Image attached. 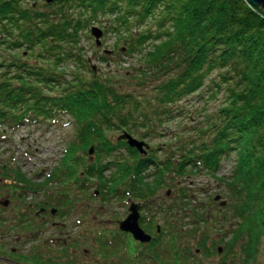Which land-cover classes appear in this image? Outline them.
I'll list each match as a JSON object with an SVG mask.
<instances>
[{
  "label": "trees",
  "instance_id": "trees-1",
  "mask_svg": "<svg viewBox=\"0 0 264 264\" xmlns=\"http://www.w3.org/2000/svg\"><path fill=\"white\" fill-rule=\"evenodd\" d=\"M23 2L0 0V45L13 50L24 48L29 57H35L37 63L40 60L42 65L47 62L48 67L26 64L22 58L24 51L21 57H14V75L6 78V73L0 74V125L50 122L65 115L72 122L74 137L67 142L62 156L48 170L41 184H29L19 167L0 166V178L23 184L8 186L9 194L23 207V211H15L12 216L18 227L31 230L30 236H35L37 227H24L27 216L23 214L34 208L39 215L41 209L47 211L49 207L57 209L59 217L68 216L81 202L74 190L88 199L86 191L94 186L96 191L90 196L97 193L106 202L131 198L140 201L145 209L165 186L176 188L177 180L204 173L223 188L222 194L228 199L225 207L218 204L217 217V223L228 224L225 232L228 238L224 234L212 243L210 250L208 236L202 235L193 252L188 245L190 237L201 224L216 223L215 217L205 209H193L187 190L177 187V206H160L159 209L165 215L172 214L173 209L178 213L190 212L191 219L186 225L190 230L175 228L170 221L167 222L168 232L164 226L157 233L156 226L160 225L149 219L143 228L153 233L151 243L134 244L131 252L123 239L125 236L117 229L94 227V253L101 256L102 262L111 264H153L150 258H159L161 264H201L194 260L196 251L209 257L218 255L221 248L224 256L230 257V263L223 264H254L260 249L264 248L262 11L251 7L247 0H57L46 4L45 12L27 7ZM75 7L79 9L76 17ZM107 15H115L122 28L133 18L139 24L150 19L157 25L156 31L148 28L138 34L123 53L129 57L138 55L140 64L128 79L135 87L148 85L149 93H153L148 99L128 92L126 80L95 75L93 68L89 70V79L60 80L63 74L58 70L60 64L81 62L82 31L99 22L98 16ZM147 44L151 46L148 49ZM99 59L105 61L108 57ZM205 88V98L215 99L221 95V105L206 119L196 137L179 141L181 147L175 149V153L163 160L151 152L142 156L125 141L117 140L123 132L136 134L141 139L147 137L152 126L145 107L155 106L158 114L172 118L170 107L191 96L203 99L199 91ZM50 91L55 94L49 95ZM141 130L145 132L139 134ZM118 131L120 135L112 140L111 136ZM90 147L94 148L92 156H89ZM232 154L234 161L229 174L218 177L222 159ZM52 184L59 190L50 191ZM29 193L41 194L43 200L26 204L22 198ZM185 217L183 214L181 220ZM0 229L3 262L81 264L76 259L68 260L71 256L68 244L60 248V257L52 256V259H43L39 252L23 255L5 251L2 242L11 230L1 223ZM163 237L169 251L173 250L167 262L158 253ZM136 247H141V253ZM108 255L114 256L115 261H106ZM60 259L67 260L60 262Z\"/></svg>",
  "mask_w": 264,
  "mask_h": 264
},
{
  "label": "rangeland",
  "instance_id": "rangeland-1",
  "mask_svg": "<svg viewBox=\"0 0 264 264\" xmlns=\"http://www.w3.org/2000/svg\"><path fill=\"white\" fill-rule=\"evenodd\" d=\"M23 4L27 7L33 6L35 9H39L41 12L47 11L45 8L46 3L44 0H24ZM75 16L78 15L79 9L74 8ZM99 22L91 24L88 29L82 31L80 39V47L82 48L81 62L78 64L75 61H69L62 63L58 66V70L62 71L61 81L74 80L76 77L89 79L91 75L89 70L98 76H113L124 83L126 89L130 93H134L135 97L139 93V96H143L144 99H148V95L151 97L153 93H149L148 85L135 87L133 83L128 79L135 74V70L139 66V57H129L124 55L125 48L129 46L130 41H135L138 34L143 33L144 30L150 28L152 31L157 30V25L150 19L146 20L143 24H139L134 18L129 20L128 26L122 28L118 25L115 19V15L98 16ZM96 27L103 32L100 38V46L97 47L95 39L90 34V28ZM128 27V28H127ZM118 29V31H115ZM150 45H146L148 49ZM123 49V50H120ZM21 49H7L5 46L0 45V74L6 73V78H11L15 73V67H13L14 57H21ZM28 51H24L22 56L24 62L28 65H36L41 67H48L47 62L42 63L38 60L36 62L35 57L31 58L28 55ZM34 55V53H33ZM107 56L108 59L102 61L99 59L101 56ZM11 65L10 67H8ZM206 88L199 91V95H202L203 99L195 98V96L188 97L173 107L169 108V112L172 113V118H167L165 115L158 114L157 107L152 108L145 107V112L151 118L150 125L152 126L151 132L147 137L141 139L138 135L131 134L139 141H143L149 146L147 154L149 152L152 155L163 160L168 155L175 153V149L181 147L179 141H188L196 137L198 131L203 127L208 117H212L214 112L219 108L222 102L221 95H218L215 99H206ZM55 94V91H50L49 95ZM141 100V97H137ZM0 125V166L13 169L19 167L20 171L25 174V178L29 181V184H41L43 178L53 166L56 165L57 160L62 156V151L66 147L67 142L74 137L73 125L68 116L62 115L56 117L54 121L50 122H26L23 125L8 126L9 124L1 123ZM145 131L141 130L139 134H143ZM121 131L113 133L112 140H115ZM179 154V152H178ZM176 157L178 155H175ZM93 160V158H89ZM234 154L229 158H223L221 161L220 171L217 176H226L229 174L233 167ZM178 186L166 188V186L159 192L156 200H151L149 206L140 210L139 224L143 228L149 219H152L156 224L161 227L165 226V231H169L167 228V222L172 221L174 227L182 228L183 231L190 230L189 225L191 219V213L185 211L176 212L173 209L172 214L165 215L160 211L159 207H172L177 206L179 200V194L177 187H182L187 190V196L190 198L191 207L195 210L205 209L215 217V222L209 221L207 224H201L200 229L190 237L188 245L192 247V251L196 249L195 244L202 240V235L208 236L207 246L212 248V243L217 242L221 237L226 234L229 229L228 224L217 223V217L219 215V205L214 202L213 199L217 195L221 196L222 200L228 201L227 197L223 195V188L208 175L199 173L196 176H188L184 179L177 180ZM15 184L18 187L23 184L14 183L12 179L0 178V203L5 200L9 201L7 207H3V216L0 214V220L2 226L10 228L11 231L4 236L5 251H13L14 253H21L23 255H29L32 252H39V255L43 259H52L53 257H60V248L63 244L69 245L70 255L68 260L76 259L81 264H111L102 262V258L96 252L93 251L95 242L93 228L101 227L104 230L113 231L117 229L118 221H122L128 214V207L130 202L140 203V201L132 200L131 198L124 201L111 200L106 202L101 199L97 194L93 197L90 196L95 192L94 186L90 187L86 191L85 196L83 193L74 192L75 197L81 200L74 211L68 216L59 217L49 220L48 214L45 216L36 217V208L27 213H23L27 218L25 219L24 227L29 228L35 226V236L32 237L31 230H25L18 227L17 221L13 220L12 216H15V211H23L22 203L15 202V197L9 194V185ZM50 191H58L57 185L52 184L49 186ZM169 189V195H166V191ZM24 201L26 204H36L43 200L41 194L29 193L25 196ZM216 203L213 205L212 203ZM17 206V207H16ZM18 213V212H17ZM164 214V215H163ZM185 214L183 220L182 216ZM43 217V218H41ZM46 218V219H45ZM27 219L30 220L27 221ZM53 223V224H52ZM11 225V226H10ZM64 226V228H62ZM3 229V227L1 228ZM0 232L2 233V230ZM33 229V228H29ZM85 229H87L85 231ZM144 229V228H143ZM4 230V229H3ZM165 232V233H166ZM115 234H118L114 231ZM153 236V233H150ZM107 236V235H106ZM120 235H117L119 237ZM165 236V235H164ZM228 238L229 235H225ZM93 238V239H92ZM73 239H75L73 241ZM129 245L131 252L134 251V244L129 236L123 238ZM165 237L162 238L159 245L160 250L158 253L164 261H168L172 256L173 250L169 251V246L165 244ZM177 246V244H176ZM221 247V245H220ZM73 248V249H72ZM74 250V251H72ZM141 247H136V251L141 253ZM62 251V250H61ZM84 251H86L84 253ZM148 251V250H146ZM104 252V249H103ZM191 254H194V253ZM195 261H199L201 264H223L230 263V257H226L221 250L218 255H211L204 257L201 253H195ZM6 256H9L6 254ZM10 257V256H9ZM106 261L114 262V256L108 255ZM64 259H60L62 262ZM67 260V259H66ZM64 260V261H66ZM112 260V261H111ZM6 261V260H5ZM63 261V262H64ZM159 258H150L149 262L153 264H161ZM163 261V262H164ZM191 262V261H190ZM13 264L8 260L3 262L0 258V264ZM126 264V263H125ZM133 264V263H130ZM136 264V263H134ZM139 264V263H138ZM254 264H264V248L260 249L258 258Z\"/></svg>",
  "mask_w": 264,
  "mask_h": 264
},
{
  "label": "water",
  "instance_id": "water-1",
  "mask_svg": "<svg viewBox=\"0 0 264 264\" xmlns=\"http://www.w3.org/2000/svg\"><path fill=\"white\" fill-rule=\"evenodd\" d=\"M55 1L57 0H44L46 4H52ZM247 3L253 8H259L264 15V0H247ZM90 34L95 39L96 46L99 47L101 45L100 38L102 37L103 32L96 27H92L90 28ZM117 140L125 141L129 148L135 149L138 152V154L142 156H145L147 154V150L149 149V146L145 144L143 141L137 140L136 138H134L133 136L129 135L126 132H123L118 137ZM93 149H94L93 147H90L89 156H92ZM167 195H169V190L167 191ZM214 202H219L221 208L226 206V202L222 201L219 195L214 197ZM0 204L4 207H7L9 204V201L5 200L4 202ZM140 209H141L140 204L130 203L129 208H128V215L126 216L125 219L118 222V229L121 233L129 234L135 242L141 245H148L151 243L152 238L148 233H146L140 227V224H139ZM51 214L55 215L56 210L54 209L51 210ZM156 229H157V233H159L160 227L157 226ZM220 252H221V248L218 249V254H220Z\"/></svg>",
  "mask_w": 264,
  "mask_h": 264
},
{
  "label": "flooded vegetation",
  "instance_id": "flooded-vegetation-1",
  "mask_svg": "<svg viewBox=\"0 0 264 264\" xmlns=\"http://www.w3.org/2000/svg\"><path fill=\"white\" fill-rule=\"evenodd\" d=\"M17 203V202H16ZM3 207L0 205V214L2 215L3 214V209H2ZM141 211H143V204H141ZM43 210V211H42ZM42 210H40V215L36 212L35 213V216H45L46 214H48V217H49V220H52V219H55L56 218V216H57V213L55 214V215H52L51 214V208H49L48 207V210L46 211V210H44V209H42ZM38 214V215H37ZM41 218H43V217H41ZM46 219V218H45ZM53 224V223H52ZM92 228H94V226H91ZM62 228H64V226H62ZM130 238H132L131 236H130ZM130 263H132V262H129V264ZM134 264V263H133Z\"/></svg>",
  "mask_w": 264,
  "mask_h": 264
}]
</instances>
